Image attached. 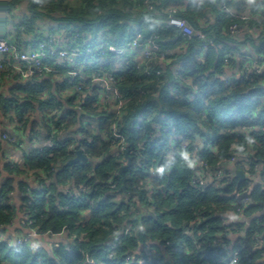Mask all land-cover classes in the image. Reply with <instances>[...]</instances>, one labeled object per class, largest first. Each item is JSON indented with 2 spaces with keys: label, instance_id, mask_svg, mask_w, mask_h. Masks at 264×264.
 Segmentation results:
<instances>
[{
  "label": "trees",
  "instance_id": "1",
  "mask_svg": "<svg viewBox=\"0 0 264 264\" xmlns=\"http://www.w3.org/2000/svg\"><path fill=\"white\" fill-rule=\"evenodd\" d=\"M145 1L0 0L8 13L26 5L16 25L21 51L36 49L48 34L65 36L85 53L77 63L85 65L78 69L88 77H103L114 64L120 96L113 110L94 108L93 98L78 103L79 79L66 74L42 78L36 86L16 85L8 93L2 86L0 122L43 146L23 149L22 165L4 167L0 232L6 233L18 214L12 201L15 178L27 177L34 188L18 182L21 213L29 215L31 228L66 235L68 244L46 252L0 243V264H232L236 235L241 240L237 264H264V73L224 80L227 68L234 69L240 59L246 64L237 46L251 45L256 57L264 55V0L226 2L248 13L247 21L227 16L225 0H147L152 10ZM170 15L185 19L206 39L184 40L178 29L164 25ZM233 24L244 28L243 40L231 31ZM135 29L141 45L158 36L163 50H174L149 65V76L130 50L120 63L102 65L114 55L101 54L98 45L129 49ZM68 133L71 137L62 138ZM52 136L55 146L48 147ZM120 146L126 147L127 159ZM193 147L206 167L183 157ZM235 147H246L263 183L241 213L240 199L248 194L232 195L248 183L217 175ZM74 149H83L89 160L68 166ZM128 157L131 163L120 173ZM198 173L203 184L193 183ZM230 213L249 223L228 225Z\"/></svg>",
  "mask_w": 264,
  "mask_h": 264
},
{
  "label": "built area",
  "instance_id": "2",
  "mask_svg": "<svg viewBox=\"0 0 264 264\" xmlns=\"http://www.w3.org/2000/svg\"><path fill=\"white\" fill-rule=\"evenodd\" d=\"M230 0H225L222 3V7L224 8L227 16L241 19L247 21V18L241 16L236 11L230 9L228 7V2ZM146 6L149 10H152L153 7L145 1ZM164 25L167 28H175L178 29L184 40H191L193 37L198 36L200 39H206V35L202 31H198L193 28L185 19L177 17L175 15H170L168 19L164 22ZM240 26L238 24H233L231 26V31L235 34L239 30ZM158 36L154 39H149L146 41L144 45H141L142 37L137 29H135L133 36L131 38L130 48H120L115 47L113 45H109L107 43H102L98 45V50L103 55H107V53L114 55V63L119 62L121 57L125 56L129 50L137 53L141 52L144 61H139L138 68H141L145 71L146 75H151L150 64L153 62H161L168 59L174 50L169 48L163 50L158 43ZM212 43V42H211ZM90 51V48L87 50ZM85 55L84 52L78 48L75 42L72 40H58L52 35H46V40L42 41L38 44L36 49H32L30 51H21L15 42L10 41L4 36H0V90L5 84L6 81L12 80L13 77H17L23 84L25 88L28 86H36L39 83L41 78H45L46 76H60V75H68L70 79L78 78L79 85L76 87L74 94H76L78 103L84 104L89 99H95L94 108H104L110 107V109H115L117 104L119 103L120 96L118 94V90L115 84V78L113 74L114 64L112 69H110L109 73L104 75L103 77L93 76L92 78L88 77L86 74L81 72L80 69L76 67L78 64V60ZM110 58L107 56L106 60ZM231 60V55L226 54L225 63L229 64ZM86 58H84V62ZM100 67L102 65H99ZM163 71L157 70L156 74L160 75ZM264 73V55L257 56L256 59L253 60L251 66L245 64L239 70V79H249L251 74H263ZM227 76V72H224V80L229 81ZM97 93H95V91ZM43 100L47 101L48 98L43 97ZM77 104V109L81 110V105ZM119 105V104H118ZM139 129V126L137 127ZM155 134L151 133V137L153 138ZM82 138L83 134L80 135ZM3 140H14L15 139L10 136L8 133H4ZM115 142V141H114ZM48 147H54L53 136L47 142ZM189 144H185L183 148H188ZM200 147L201 145L198 144ZM194 152H186L182 153L185 159L191 158L192 164L195 167H206L207 165L201 161H197V151L198 147H193ZM40 149V148H39ZM84 152L83 149H79ZM179 150V149H178ZM74 151H78L74 149ZM120 153L126 155L128 151L125 146H120ZM180 151V150H179ZM225 168L218 170L217 175L219 176H228V177H236V172L242 171L245 175V179L242 181L239 178L240 182H247L248 185L242 187L239 190H236L232 195L235 199H239L242 193H247L248 196L240 199V206L238 208V212H242L243 210L249 209L252 206V200L250 195L252 194L254 188L258 184H263L260 180V167L256 163H252L248 157V152L246 147H235V151L230 159L225 160ZM243 166V169L238 168L237 165ZM229 171L230 173L227 174ZM227 174V175H226ZM207 181H211V178L207 179ZM194 184H203L204 180L200 177V174H197V177L193 181ZM227 224L231 223H249V218L243 217V215H236L234 213H230L228 215ZM15 220L12 222L10 226L14 225ZM23 228L27 230V234H19L14 239H8L6 237V233L3 231L0 232V243H4L6 241L9 247H20V246H29L35 249L38 248L36 245L37 239L47 238L53 241V249L58 248L60 246L59 239L66 238V235H54L51 233H44L38 229L31 228L33 221L30 219L29 215L24 214L22 220ZM9 226V227H10ZM2 230V229H1ZM242 233H246L243 231ZM241 233V235H242ZM234 249L232 251V264H237L240 259L241 254V240L238 236L233 237ZM42 250V249H41ZM112 256H110V259ZM1 260V256H0Z\"/></svg>",
  "mask_w": 264,
  "mask_h": 264
},
{
  "label": "crops",
  "instance_id": "3",
  "mask_svg": "<svg viewBox=\"0 0 264 264\" xmlns=\"http://www.w3.org/2000/svg\"><path fill=\"white\" fill-rule=\"evenodd\" d=\"M222 5V4H221ZM26 5H21L20 8L14 12H11V20L12 18H14V21H10V13H8L7 11L3 10V8L0 6V12L4 13V22L3 24H0V36H4L5 38L9 39L12 42L16 43V37H17V27L16 25L19 24V20H20V16H21V12H25V7ZM230 9L236 11L233 7H229ZM238 14H240L241 16H244L247 18V20H249V14L246 13H240L238 11H236ZM9 14V15H8ZM19 18V19H17ZM18 20V21H16ZM244 28L242 26H240L239 30L235 33L236 38L239 40H243L244 39V33L245 31H243ZM54 36V35H53ZM56 39L58 40H64L66 39L65 36L62 38H58L57 36H54ZM234 47V46H232ZM238 48H242V51L244 52V55H246L244 58V61L246 62L247 65H251L253 60L256 59V54L255 51L253 49V47L251 45L248 46H237ZM32 50V49H30ZM30 50H26V51H30ZM135 59L137 61H144L143 60V56L142 53L139 51L137 53H135ZM240 60H238V64L234 69L231 68H227L229 70H226L227 72V76L228 77H236L239 78V70L240 68H242L243 66H241L240 64ZM54 76H46V79H52ZM42 79V78H41ZM40 79V80H41ZM23 84L17 77H13L12 80L6 81V83H3V88L2 91L4 93V85L6 88V92L8 93L13 87H15L16 85H21ZM67 93H65L64 96ZM40 97L43 98V95H40ZM1 124H3L4 126H1ZM8 125L3 121V123L0 122V180L2 178H4V176L6 175L4 172V167L10 163L13 164H18V165H22L23 164V149L27 150V149H39L41 148L43 145L41 144V141H33V142H28V138L27 136H23L21 134H19V132L17 131H13L10 128H8ZM4 133H8L10 136H12L15 141V144H10L9 141L7 140H3L2 137L4 135ZM69 137H71V135L68 133L67 135L63 136L62 138L68 139ZM20 180H23L24 182H26V185L30 188L33 189L34 184L32 183L31 179H27L24 177L21 178H15V186L16 189L14 191L13 194V203L15 204V206L18 208V214L15 218V222L13 226L8 227V229H6V237H8V239H14L15 237H17L19 234H27V230L23 228L22 224V220H23V213H21L20 211V207H21V201L20 198L23 195V193L20 191V189L17 187V184ZM242 235H245L244 233H242ZM241 235V236H242ZM6 243V241L4 242ZM67 244L68 243V239L67 238H62L60 241V244ZM7 244V243H6ZM36 245L38 246V248H41L42 250L46 251V252H50L51 250H53V241H51L50 239L47 238H43V239H37L36 241ZM9 247V246H8Z\"/></svg>",
  "mask_w": 264,
  "mask_h": 264
},
{
  "label": "water",
  "instance_id": "4",
  "mask_svg": "<svg viewBox=\"0 0 264 264\" xmlns=\"http://www.w3.org/2000/svg\"><path fill=\"white\" fill-rule=\"evenodd\" d=\"M88 160H89V159H88L87 156L84 154V152H83L82 150H78V151L76 152V156H75L73 159H71V160L67 163V165H68V166H71V165H73V164H78V163L87 162ZM130 163H131V159L128 157V165L122 167L121 170H120V173H122L123 170H124L126 167H128V166L130 165ZM236 176H237V178H239V179L242 180V181L245 179V175H244V173H243L242 171H240V170L236 172ZM244 234H245V233H244Z\"/></svg>",
  "mask_w": 264,
  "mask_h": 264
},
{
  "label": "rangeland",
  "instance_id": "5",
  "mask_svg": "<svg viewBox=\"0 0 264 264\" xmlns=\"http://www.w3.org/2000/svg\"><path fill=\"white\" fill-rule=\"evenodd\" d=\"M9 15V14H8ZM10 21H14V18H12V20H11V13H10ZM17 19H19V18H17ZM20 19H21V16H20ZM16 21H18V20H16ZM3 22H4V13H2V12H0V24H3ZM19 22V21H18ZM111 63H114V60L113 59H110L109 61H103L102 62V65H104V66H107V65H110ZM85 65L84 64H82V63H78L77 65H76V67L78 68V67H84ZM67 95V94H66ZM8 128H10L11 130H15V126L14 125H12V124H10V125H8ZM10 143H14V140H10L9 141ZM30 149H31V147H30ZM30 149H27L26 151H28V150H30ZM85 163V162H84ZM238 170H240V169H238ZM59 240H61V239H59ZM68 244V243H67Z\"/></svg>",
  "mask_w": 264,
  "mask_h": 264
}]
</instances>
